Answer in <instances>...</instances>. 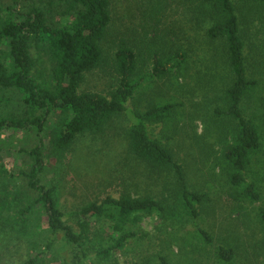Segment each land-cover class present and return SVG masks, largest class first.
I'll return each mask as SVG.
<instances>
[{"label": "trees", "instance_id": "16d2710c", "mask_svg": "<svg viewBox=\"0 0 264 264\" xmlns=\"http://www.w3.org/2000/svg\"><path fill=\"white\" fill-rule=\"evenodd\" d=\"M189 2L196 11H207L211 24L204 29L205 35L217 40L218 51L223 52L232 75L222 92L224 105L215 107L213 113L214 119L219 118L215 163L240 209L244 207L242 203L253 205L262 197L260 180L249 181L245 175L264 146L263 121L260 115L248 111V100L256 98L260 83L254 77V63L249 65L245 53L249 34L241 26L235 0ZM247 3L256 5L264 20V0ZM111 19L110 0H0V135L12 130L34 132L35 137L32 146L14 149L27 156L25 168L9 170L0 166V225L15 229L22 222L18 227H28V218L35 214L37 203L41 204L44 217L41 228L51 234L35 255L17 264H43L57 244L67 252L53 256L59 264H86L91 256L97 257L99 263L109 264L110 258L125 249L127 243L138 240L136 227L144 216L157 217L160 224L176 231L185 221L195 224L208 198L207 193L189 188L183 165L149 125L174 115L172 101L140 114L132 113L131 122L123 131L130 155L145 164L148 179H164L168 195L159 197L152 191L138 196L106 195L65 211L55 186L45 184L40 177L50 154L62 155L77 137L103 132L115 115L128 109L127 103L143 78L169 73L185 56L184 52L172 57L154 53L152 70L136 78L137 52L121 43L112 59L118 76L115 88L107 93L81 91L79 87L86 75L108 62L103 41ZM45 57L51 62L48 80H42L37 68ZM46 128L50 129L44 152ZM209 145L211 149V142ZM19 178L36 192V197L14 210L8 203L9 186ZM254 207L256 219L264 229V203ZM10 220L15 224H8ZM196 235L206 243L212 242L211 235L202 229L196 228ZM214 253L220 263L226 264L235 256L232 246H217ZM153 264L173 263L161 253Z\"/></svg>", "mask_w": 264, "mask_h": 264}, {"label": "rangeland", "instance_id": "374dc122", "mask_svg": "<svg viewBox=\"0 0 264 264\" xmlns=\"http://www.w3.org/2000/svg\"><path fill=\"white\" fill-rule=\"evenodd\" d=\"M235 4L241 26L249 34L245 53L249 65L254 63L256 68L254 77L260 81L256 98L248 100V111L260 115L264 130V20L256 5L248 4L247 0H235ZM190 5L189 0H110L112 19L103 41L108 62L88 73L79 90L107 93L115 88L118 76L112 59L118 45L124 42L137 52L136 78L152 70L154 53L172 57L176 52H184L185 56L179 58L180 63L169 73L143 78L127 103L128 109L115 115L103 132L77 137L62 155L50 154L40 175L45 184L55 186L65 211L106 195L138 196L148 191L159 197L168 195L164 179H148L145 164L130 155L123 131L131 122L132 113L140 114L157 104L174 102L171 118L149 125L183 165L189 188L207 193L208 198L195 224L185 221L176 231L160 224L157 217L144 216L136 227L138 240L127 243L125 249L110 258L109 264H153L161 253L173 264H226L220 263L214 253L220 245L235 250L234 260L228 264H264V229L256 219L254 207L264 203V146L245 174L249 181L260 180L262 197L253 205L244 202L241 204L244 207L238 209L225 176L215 163L219 118L214 119L213 113L215 107L224 105L222 92L232 75L223 52L218 51L217 40L205 35L204 29L211 24L207 11L198 8L196 11ZM50 67L46 57L38 64L42 80L50 78ZM49 129L43 131L44 152ZM34 142V132L5 130L0 135L3 146L0 166L9 170L25 168L27 156L14 149L30 147ZM12 182L15 183L9 186V207L15 210L33 201L36 192L27 187L24 179ZM33 210L35 214L29 216L28 227L23 224L18 227L22 222L15 229L0 225V264L24 261L51 237L41 228L44 219L41 204L36 203ZM9 223L15 224L12 220ZM196 228L209 233L212 242L206 243L197 236ZM62 255L67 252L57 244L43 264H59L54 257ZM91 257L86 264H106Z\"/></svg>", "mask_w": 264, "mask_h": 264}]
</instances>
